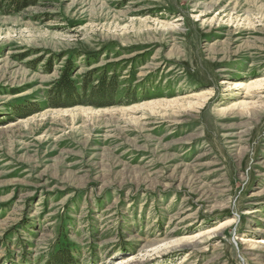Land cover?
Wrapping results in <instances>:
<instances>
[{"label": "rangeland", "instance_id": "rangeland-1", "mask_svg": "<svg viewBox=\"0 0 264 264\" xmlns=\"http://www.w3.org/2000/svg\"><path fill=\"white\" fill-rule=\"evenodd\" d=\"M7 4L0 264H264V0Z\"/></svg>", "mask_w": 264, "mask_h": 264}, {"label": "trees", "instance_id": "trees-1", "mask_svg": "<svg viewBox=\"0 0 264 264\" xmlns=\"http://www.w3.org/2000/svg\"><path fill=\"white\" fill-rule=\"evenodd\" d=\"M9 9L17 10L23 6L26 0H5ZM84 90L87 83H84ZM110 88L107 87L104 81L101 82L99 87L92 90L91 96H75L76 90L70 83L69 74L66 72L63 77L58 81L55 87L54 94L50 96V103L52 105H74L77 103L92 106H105L112 104L113 96L110 93ZM51 255L47 262L41 264H77L75 262L76 256L71 254L68 245L60 246L58 250L50 252Z\"/></svg>", "mask_w": 264, "mask_h": 264}]
</instances>
